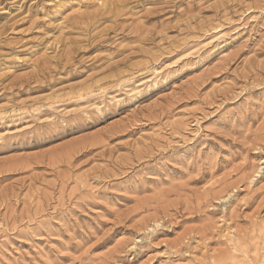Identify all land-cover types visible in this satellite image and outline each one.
Wrapping results in <instances>:
<instances>
[{
	"label": "rangeland",
	"instance_id": "rangeland-1",
	"mask_svg": "<svg viewBox=\"0 0 264 264\" xmlns=\"http://www.w3.org/2000/svg\"><path fill=\"white\" fill-rule=\"evenodd\" d=\"M0 264H264V0H0Z\"/></svg>",
	"mask_w": 264,
	"mask_h": 264
}]
</instances>
